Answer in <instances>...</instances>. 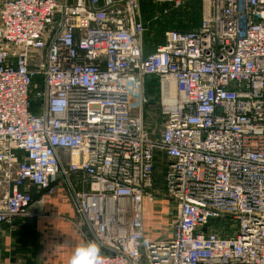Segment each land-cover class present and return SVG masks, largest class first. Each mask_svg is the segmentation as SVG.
Here are the masks:
<instances>
[{
  "label": "built area",
  "instance_id": "built-area-1",
  "mask_svg": "<svg viewBox=\"0 0 264 264\" xmlns=\"http://www.w3.org/2000/svg\"><path fill=\"white\" fill-rule=\"evenodd\" d=\"M139 2L0 1V227L79 174L77 230L104 264H264V0H198L196 29L146 56ZM160 155L161 241L143 224Z\"/></svg>",
  "mask_w": 264,
  "mask_h": 264
},
{
  "label": "crops",
  "instance_id": "crops-1",
  "mask_svg": "<svg viewBox=\"0 0 264 264\" xmlns=\"http://www.w3.org/2000/svg\"><path fill=\"white\" fill-rule=\"evenodd\" d=\"M83 187L79 174L60 177L56 194L47 201L41 216L17 218L1 226L0 264H67L73 249L84 243L70 197V191ZM161 200L143 202V224L154 235H158L154 233L157 228L168 226L160 213L154 212L164 208Z\"/></svg>",
  "mask_w": 264,
  "mask_h": 264
},
{
  "label": "rangeland",
  "instance_id": "rangeland-1",
  "mask_svg": "<svg viewBox=\"0 0 264 264\" xmlns=\"http://www.w3.org/2000/svg\"><path fill=\"white\" fill-rule=\"evenodd\" d=\"M1 1V0H0ZM198 3V2H197ZM190 5V4H189ZM189 5H187L184 9H173L167 7L165 5H156L154 4L153 0H140L139 7H140V15L145 25L146 32L144 34V39L147 36L151 35V33H155V36L152 37L150 45L155 46L158 45L160 42H163V36L165 32H169L172 30L175 31H182L191 27L193 19L189 17L188 9ZM163 10H166V13H162ZM198 10H199V19L200 20V7L198 3ZM148 13L147 17H144ZM155 23V29L151 30L152 25ZM158 30V31H157ZM156 44V45H155ZM153 94V93H152ZM151 94V95H152ZM143 119L145 125L150 128L152 131V135L154 138H157L162 130L163 120L159 114L158 107L156 102H151L148 104L147 107L143 110ZM64 163H66V158L63 159ZM167 167L164 166V158L160 155L158 156V160L155 166V174H154V191L159 194V197L156 198L157 200H161V207L164 205V208L155 209L154 212L168 222V226L170 225V205L163 199L164 194V173L166 172ZM144 202H147L146 200ZM147 208H149L147 206ZM168 228V227H167ZM167 228H157L158 232H154L161 236L160 241L167 237H170L171 232Z\"/></svg>",
  "mask_w": 264,
  "mask_h": 264
},
{
  "label": "clouds",
  "instance_id": "clouds-1",
  "mask_svg": "<svg viewBox=\"0 0 264 264\" xmlns=\"http://www.w3.org/2000/svg\"><path fill=\"white\" fill-rule=\"evenodd\" d=\"M67 264H104L101 247L95 241H85L73 249Z\"/></svg>",
  "mask_w": 264,
  "mask_h": 264
},
{
  "label": "trees",
  "instance_id": "trees-1",
  "mask_svg": "<svg viewBox=\"0 0 264 264\" xmlns=\"http://www.w3.org/2000/svg\"><path fill=\"white\" fill-rule=\"evenodd\" d=\"M198 0H195L194 2H192L190 5H189V9H188V13H189V17H192L191 19H193L192 21V25L191 27L187 28V29H184L182 31H176V32H182V33H185V32H189V31H192L194 29H196V27L198 26L199 22H198V19H199V10H198ZM144 17H147L148 13L145 15V13H143ZM155 29V23L154 25H152V28L151 30H154ZM158 31V30H157ZM172 31H175V30H172ZM155 33L156 30H155ZM155 33H151V35L147 36L146 39H144L143 37V55L146 56L150 53H152L156 47L160 46L162 44L159 42L158 45L152 46L150 45L151 43V39L153 36H155ZM147 90H146V95H150L152 94V91H153V85L151 84H148L147 86Z\"/></svg>",
  "mask_w": 264,
  "mask_h": 264
}]
</instances>
